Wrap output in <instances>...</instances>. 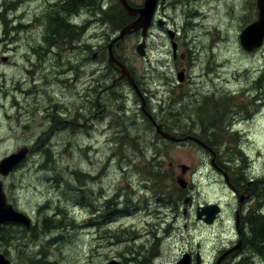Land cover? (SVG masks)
<instances>
[{
    "label": "rangeland",
    "instance_id": "374dc122",
    "mask_svg": "<svg viewBox=\"0 0 264 264\" xmlns=\"http://www.w3.org/2000/svg\"><path fill=\"white\" fill-rule=\"evenodd\" d=\"M64 1L0 0V161L21 149L27 148L30 152L8 177L0 175V181L10 203L32 221L28 230L22 225H4H16L13 227L16 230L4 233L5 240L0 239V245L7 244L3 249L8 251L13 264H173L184 252L199 254L201 264H216L225 250L240 244L236 243L238 236L233 224L240 200L211 167V154L192 141H165L156 134L149 116L177 139L188 137L189 131L197 138L205 137L222 167L236 180L244 178L246 187L253 192L249 202L243 204V212L259 210V200L254 196L258 183L254 180L264 176V46L248 53L240 44V34L248 23L256 20L257 12H249L253 19L246 18L247 0H166L164 16L173 19L170 24L180 38L177 58L173 59L170 51L161 46L157 28L155 37L147 39L150 51L145 59L136 52L138 37L125 38L118 55L132 64L136 80L147 90L144 92L147 102L134 96L123 83L113 89V94H108L106 102L104 95L107 108L102 112L84 106L89 79L96 80L100 74L95 69L97 63H92V67L84 65L83 42L88 39L93 46L104 44L101 33L105 30L112 33L121 10L115 6L108 14L100 7L106 3L114 5L118 0H92L98 1L99 7L81 8L77 15L68 12V23L80 31L78 36L69 31L74 36L70 42L75 49L68 55L72 64L68 68L63 63L67 56L58 59L50 54L52 45L46 42L47 36L52 37L48 16L58 13L56 8L63 6ZM103 1L107 2L103 5ZM196 11L203 14L199 27L188 21L190 16L195 17ZM39 17H42V26L35 20ZM101 17H105L100 21L101 26L91 21ZM82 27L88 31L86 35ZM192 37L197 40L199 52L190 68L189 54L194 49L188 40ZM29 50L44 54L40 58L44 75L50 74L53 66L55 75L50 82H43V90L31 91L34 96L26 97L19 92H29L28 85L41 77V72L35 74L34 80L30 72L25 74L29 66L24 56ZM183 52L186 54L183 65L189 64V74L179 82L177 69L181 67ZM208 65L213 70L209 67L208 71ZM205 70L212 72L210 80L208 73L201 77L200 73ZM25 77L26 80L29 77L28 85L22 81ZM104 79L101 77L99 82ZM240 90L248 91L230 96L228 104L232 107L220 108L224 116L222 127L213 132L222 138L219 144L213 143V137L205 136L209 133L205 126L189 128L191 120L198 116L194 111L196 101L200 107L205 98L212 100L211 116L215 107L227 103L226 100L217 102L218 97L226 92L229 93L225 95L237 94ZM16 93L20 94L18 98L14 96ZM7 96L11 99L6 100ZM11 100L27 107L43 105L42 126L39 127L40 119L29 118L26 125L31 127L26 133L19 126L16 131L10 130ZM175 100H180V104L173 106ZM54 112L62 120L55 115L50 121V114ZM86 112L92 114L89 125H85L89 121ZM74 117L76 124L72 129L68 122ZM239 119L234 131L241 133L232 139L233 133L228 127ZM57 122L67 127L63 130L61 124L56 128ZM184 169L190 172L183 175ZM183 176L191 184L190 215H184L183 200L188 195L177 184ZM208 203L219 204L223 213L214 225L204 227L196 220L195 212L198 206ZM96 210L111 213L107 226L113 231H103L100 236L95 228H88L90 214ZM53 214V223L58 228L52 227L49 220L44 231L45 218ZM92 220L104 222L105 218L96 215ZM60 236L55 244L50 243ZM159 252L160 256L154 259ZM240 254L223 264H242ZM246 255H250L248 251Z\"/></svg>",
    "mask_w": 264,
    "mask_h": 264
},
{
    "label": "flooded vegetation",
    "instance_id": "af4514ba",
    "mask_svg": "<svg viewBox=\"0 0 264 264\" xmlns=\"http://www.w3.org/2000/svg\"><path fill=\"white\" fill-rule=\"evenodd\" d=\"M144 1L145 0H139V1H136L135 3L132 2L131 0H128L129 4H131V6H133L134 8H142L143 5H144ZM156 2V5H155V11H154V15H153V19H152V22H151V26L147 32V35L144 37L143 36V31L142 29L136 31V32H133L127 36H125L123 39L121 40H116L117 37L119 36L121 30L132 24L134 21H136L139 17V15H136V16H130L126 10L123 8L122 4L120 5L119 1H117V3H115L114 5L113 4H110L109 6L107 5V3L104 5V7H100L101 11H103L104 13H108L110 14V11L114 10L115 6H119L120 10H121V15L124 16L125 18V23L121 26V28H119L117 25V27L115 26L114 27V30H112V33L109 34L108 30H105L103 31L101 34V38L100 39H103L104 41V44L101 45V46H93L91 44V41H89L88 39L84 40V48H85V63L84 65L88 66V67H92V63H97V67L95 69H97L99 71V78L98 79H92L90 78L89 79V86H88V91L86 93V102H84V106L85 109L86 108H91V111H94V108H97V109H101L102 112H104L107 108V104L104 103L103 101V98H104V95H105V102L108 100V97L109 95L108 94H113L114 90L113 89H117V86L120 85V84H123V83H126L129 87H130V92H132L134 94V96H139L140 98H142L141 100H143L145 103L147 102V99H146V94L144 92H147V90L145 89H142L141 86L139 85V82L136 80L135 76H134V72L132 71L131 69V63H128L127 61H124L123 59H121L118 55V50L121 46V44L123 43V41L125 40V38H129V37H133V36H137L138 37V45L145 42L146 46H145V53L146 55L144 57H141L143 59H145L148 54H147V51H150V44H149V41H147V39L149 37H155V29L157 28L160 32L159 34L157 35L158 37H160L161 39V46L164 48V50H167L170 51V53L172 54V58L173 59H176L177 56H178V52H180V38H179V34L177 33L176 29L170 24V21L173 22V19L171 20H168L165 16H164V10L167 8L166 6V0H155ZM68 3H70V7H72L73 5V0H69ZM103 3H105V1H103ZM59 5V4H58ZM61 5V4H60ZM160 12H162V14H160ZM257 12V18H258V11L256 10ZM125 14V15H124ZM196 14L197 16L195 15V17L192 15L191 17H189V20L188 21H191V24L192 26H195L196 24L199 26H202V22H199L201 19V16L203 14H201L199 11H196ZM104 17H101V18H93L91 21L94 23V25H98V26H101L102 24H100V21L103 20ZM194 18V20H192ZM196 18V19H195ZM256 18V20H257ZM35 20H38L40 23H41V26H42V17L40 18H36ZM255 20V21H256ZM199 22V23H198ZM254 22V21H253ZM252 22V23H253ZM251 24V23H250ZM249 23L246 25V27L248 25H250ZM70 25L69 23H67V25H63L62 28H63V31L64 33H66V27ZM58 27V25H57ZM69 29V28H68ZM82 29V33L84 35H86L88 33L87 30H85L83 27L81 28ZM69 33V32H67ZM67 33L64 35L63 37V40H59L58 37L57 39L55 38L54 40H52L50 42V45H52V49H56V50H51V52H49L50 54H54L58 59L59 57L60 58H65V56H67V59L65 60L64 59V62L65 65L67 66V68L70 66V61H71V58L70 56H68L72 51H74V45L73 43H71L69 41V38L71 39V41H73L74 39V36L70 34L67 35ZM154 34V35H153ZM43 35V33H42ZM171 35L174 36V38L172 39L171 38ZM45 34L43 35V38H44ZM112 36V37H111ZM66 37V38H65ZM68 42H67V40ZM99 39V38H97ZM96 39V40H97ZM109 41V44L108 45H105V42L106 41ZM166 41V43H165ZM196 38L192 37L190 40H188V45L194 49V51H190V54H189V58H192L190 59V68L193 66V62L197 59L195 58V55L197 56L198 55V52H199V48H197L196 46ZM47 42V40H46ZM56 42V43H55ZM58 44V45H57ZM57 45V46H56ZM137 45V46H138ZM174 45L176 46V48L174 49ZM61 46V47H60ZM264 46V45H263ZM58 47V48H57ZM63 48V49H62ZM61 49V50H60ZM91 49V51H90ZM137 49V47H136ZM176 50V51H174ZM204 51V50H203ZM197 52V53H196ZM206 52V50H205ZM57 53V54H56ZM60 53V54H59ZM111 53L113 54L114 56V60L110 61V55ZM89 54V55H88ZM92 54V55H91ZM30 55V56H28ZM44 54H40L39 53H36L35 51H27L26 52V56H24V58L26 59V64L29 66V67H26L25 69V74H27L28 72L31 73V76H32V79L31 80H34L36 78L35 74L39 72H41V77L39 78V81L36 82H32L31 84L28 85L27 81L29 79V77H27V80H26V77L24 80V82L27 83V85L29 86L30 88V91L29 92H19L21 95L20 96H26V97H31V96H34L33 93L31 91H34V90H43V82H50L53 78H54V71H53V68L55 66H53L52 68V71L50 72V74H46L44 75L43 74V64L40 60L41 57H43ZM194 55V56H193ZM89 56V57H88ZM88 57V58H87ZM181 57H182V61H181V67L179 69H177V72L178 74H184V76L187 74H189V64L187 67H185L183 65V61H185V57H186V54L183 52L181 54ZM198 58V57H197ZM195 59V60H194ZM63 61V60H62ZM123 64L125 65V67L127 68L130 76L134 79L135 81V85L138 89H136L135 87H133L130 82H129V78L128 76H125V77H122V73H121V70H120V66L119 64ZM212 65V64H210ZM209 67L213 70V67L212 66H209L208 65V71H209ZM70 69H73V66L70 67ZM86 74H88L89 76L92 75V73L90 71H86L85 72ZM205 73L207 74V70H205L203 73L201 72V77L205 75ZM106 75V76H105ZM211 75H212V72L211 73H208L207 76H208V80H210L211 78ZM101 77H105L104 81L103 82H99V79ZM188 77L190 78V75H188ZM186 79V78H185ZM17 81H20L21 80H17ZM22 83V82H21ZM16 84V83H15ZM97 85V87H94L92 89V86L93 85ZM105 86V87H104ZM248 90H240L237 92V94H235L234 92H231L230 94L228 95H225L229 92H226L225 94H223L222 96L218 97L217 100H226L227 103L221 105L218 107L219 109V112H220V119L216 122H214L207 130V132H218L221 130V127H222V121L224 120V116L222 111H221V107H226L227 105H229L228 107H232V104H228V102H230V96H238V94H240L242 92V94L246 93ZM92 94H95L94 97ZM214 93H212L213 95ZM16 95V96H15ZM14 96L15 97H18V93H16ZM214 96L216 97V95L214 94ZM259 96V95H257ZM129 97V96H127ZM7 99L6 100H9L11 98H9V96L6 97ZM197 99V98H196ZM92 100L94 102H92ZM212 104H213V101L211 100ZM194 103V101H193ZM196 105V107H199V103L198 101H196V103H194ZM94 106V107H92ZM32 108V109H31ZM12 109L13 111H10L12 113H9L8 114V120H9V123L11 124L10 125V130H13V131H16L18 126L20 127V129L22 130V133H26L31 125H26V123L30 122L29 118H38L41 120V124L39 127L42 126L43 124V118H44V110H43V105H36V107H27V106H24V105H20L17 101H12ZM15 111V112H14ZM50 121H52L53 118H51L53 115H54V118H55V112L54 113H51L50 114ZM88 115V120L87 123L85 125H89L90 121H91V116L92 114L90 113H87ZM27 116V117H26ZM57 119L58 120H62L61 116L59 113H57ZM152 116H149V120L152 121V124L154 127H156V124L155 123V120L153 119V117L151 118ZM75 118V117H74ZM75 119L72 120V121H69V126L72 128L75 126ZM240 122V119L239 120H236L235 122H232V124L230 123L229 127H228V130L231 132V133H234V134H237L238 135V132L241 133L240 130H235L234 129L236 128V125L237 123L239 124ZM58 125L56 128L60 127L61 124L63 125L62 122H57ZM61 123V124H60ZM13 124L15 126H13ZM60 125V126H59ZM80 125V124H78ZM66 124L65 126L63 125L62 128H66ZM210 130V131H209ZM55 133L57 132V130L55 129L54 131ZM189 136L191 134H188ZM188 136V137H189ZM188 137L182 139L183 141H180V142H174V143H184V141H188ZM204 147L200 145V147L202 149H204L205 152H207L210 156V163H211V167L217 171L220 176L223 177L224 179V182L226 183V185L232 190V193H233V196L234 197H237L238 200H240L239 202V205L235 211V215H234V219H233V224H234V230L238 236V241L236 243H239L240 241H242L243 239V235L246 233V227H245V223H244V219H245V216H246V212H243V206L249 202V200L251 199L252 197V192L250 191V189H248L245 184V179L242 178L240 180H236L235 178H233L231 176V174H229V171H227V168L225 167H222V165L218 162L217 160V155H215L213 149L208 145L206 144V142H204ZM30 154V152H29ZM190 172V170H189ZM188 171L186 172V170H182V173L183 175H186L189 173ZM184 177V176H183ZM264 177V176H263ZM262 177V178H263ZM261 179V178H260ZM259 180V179H257ZM256 180H254L255 182ZM253 182V181H252ZM190 182H188V185L185 187L184 191H186V195L189 196V191H190ZM186 197L184 198L183 200V204H184V215H187L188 214V209H190V206L189 204L192 202V200H188V202L186 203ZM243 199H247L245 203L241 202V200L243 201ZM148 203V202H147ZM244 204V205H243ZM206 205V204H205ZM203 206V205H202ZM202 206H198V208H196V211L197 209L201 208ZM149 208V207H148ZM223 211H221V215H222ZM108 213L104 212V213H101L99 212V210H96V211H93L91 212L90 214V222L88 224V228H95V230L97 231V234L98 235H103L104 232H106L107 229H111L109 228L107 225L109 223L108 221ZM130 214V213H129ZM196 214V212H195ZM96 215L100 216V218H105V221L102 222V221H96V220H92V217H95ZM190 215V211H189V214ZM221 215L218 217V219L221 217ZM217 219V220H218ZM111 222V221H110ZM200 222L201 224L205 226H212V225H207L203 222V220L201 221H198ZM148 223V222H147ZM104 231V232H103ZM158 234V233H157ZM233 248V246L231 247ZM229 248V249H231ZM227 249V250H229ZM225 250V252L227 251ZM246 251H248L244 246H243V243H242V246H241V250L238 251V252H235V253H232L230 256L226 257L225 259H222L221 261V264H223L226 260L230 259V258H233L237 255H239L241 252L242 253V256H243V262L244 264H261L262 262L256 258L255 256H252L249 251L248 253L250 255H246ZM186 253H189L191 254L192 256V263L190 264H197V261H195V258L197 257V254L194 255L192 252H184L183 254L181 255H184ZM223 255V254H222ZM246 255V256H245ZM160 256V252L154 257V259H157L158 257ZM181 257V256H180ZM179 257V258H180ZM178 258V259H179ZM252 258V259H251ZM177 259V260H178ZM249 259V260H248ZM255 259V260H254ZM176 260V261H177ZM259 261V262H258ZM200 262V261H199ZM248 262V263H247ZM261 262V263H260ZM201 264V262H200Z\"/></svg>",
    "mask_w": 264,
    "mask_h": 264
},
{
    "label": "water",
    "instance_id": "95a60500",
    "mask_svg": "<svg viewBox=\"0 0 264 264\" xmlns=\"http://www.w3.org/2000/svg\"><path fill=\"white\" fill-rule=\"evenodd\" d=\"M122 4L123 8L126 10V12L130 16H136L139 15L138 19L134 21L132 24L124 27L119 36L116 40H121L125 36L136 32L140 29L143 31V36L145 37L147 35V30L151 25L152 18L155 11V0H145L144 5L142 8H134L129 4L128 0H119ZM257 9H258V18L256 21L248 25L240 34V44L243 47V49L247 52H253L254 50L261 48L264 45V0H257ZM171 38L173 39L174 36L171 35ZM145 42L139 44L137 46V54L141 57H144L146 55L145 53ZM176 46L174 45V49ZM176 51V50H174ZM113 55H111L112 61ZM114 60V59H113ZM121 68L122 77L128 76L130 84L138 89L135 85L134 79L130 76L128 70L123 64L118 63ZM184 74H178V80L179 82L184 81ZM158 132L163 137H165L168 140H171L173 142L179 141L173 136H170L169 134L163 132L160 130V127H158ZM196 143H198L201 146H205L203 142H201L199 139L192 138ZM28 154V149H21L19 152L12 154L9 157L4 158L2 161H0V174L7 176L10 172L14 170V168L19 165L24 159L26 158ZM178 184L181 188H185L187 185V182L183 179L178 180ZM188 199H186V203L188 202ZM221 213V207L217 204H208L204 207H202L198 213L197 218L202 219L207 224H212L217 216ZM5 223H16V224H22L25 225L26 228H30L31 222L30 220L20 212H17L13 205H11L6 198L4 189L2 185L0 184V227ZM241 247V244L231 249L227 254H230L232 252H235L237 249ZM222 258L217 262V264L221 263ZM200 257L198 256L197 262L199 263ZM0 264H12L11 260H9L3 253L0 252ZM176 264H190V256L186 255Z\"/></svg>",
    "mask_w": 264,
    "mask_h": 264
},
{
    "label": "trees",
    "instance_id": "16d2710c",
    "mask_svg": "<svg viewBox=\"0 0 264 264\" xmlns=\"http://www.w3.org/2000/svg\"><path fill=\"white\" fill-rule=\"evenodd\" d=\"M80 1L79 0H77V1L73 0L74 7H70V3H68V0H66V1L63 2L64 3L63 6L60 5L59 8H56V9H59L58 13L52 12L51 18H50V15L48 16V18H50V22H49L50 25L48 23V26L50 28H52V29L49 30V32H51V35H52L53 38L52 37L49 38V40H47V44L48 43L50 44L51 39L54 40L55 36H57L58 39L62 40L63 36L69 31H71V33H74L75 36L79 35V32L76 30L77 27H73L72 25H68L66 27V30H67L66 33H64V31H63L62 26L63 25H67V23H68V19H67L68 12H73V15H77V12L81 8H84V6H86L88 8L89 7L94 8L95 6H97L99 4L98 1L94 2L92 0H90V1L89 0H84L83 2L81 1L82 3ZM256 1L257 0H247V9H248V11L245 14H247L246 18L248 20H249L250 16L252 17L251 19H253L252 13L249 14V12H253V11L256 12L255 11ZM91 3H92V5H89ZM78 4H80V6ZM93 5H94V7H93ZM65 14H66V16H65ZM62 17L65 18V19H62ZM124 23H125V18H124V16L120 15V19L118 20V23L116 25L119 28H121V26ZM57 25H58V27H57ZM48 26H47V29H48ZM83 28L86 29L85 27H83ZM256 97H258V96H256ZM256 97H254L253 99L257 100ZM177 100L173 101V103H174L173 106H175L176 103L180 104V100L179 101H177ZM220 101L221 100H217V102H220ZM203 103L204 104H202V106H200L199 108L196 107L194 109V111L198 112V116H197V118L195 120L192 119L191 122L189 123V126H190L189 128L190 129H194V127H196L197 125H203L206 128H209L214 122H216V121H218L220 119V112H219L218 107H215V111L214 112H213V110L211 111V116H210V109L212 108L213 104H212V102H211V100L209 98H205ZM221 114H223V113H221ZM177 119H178V115H177ZM168 130H169V128H168ZM187 134H192V132L189 131V132H187ZM205 136L207 138H212L213 137L212 141H213L214 144H219L222 141V138L218 134H215L213 132L206 133ZM231 136H232V139L238 137V135L234 134V133L231 134ZM194 137H197V136H194ZM199 138H201V140L206 142V144H208L211 147V145L207 141H205L206 140L205 137H199ZM157 147L159 148V146H157ZM158 148H156V150L159 153ZM239 149H241V148H239ZM256 181L258 183V189L254 193V196L258 198V200H259L258 202H259V205L261 206V209H259L257 211H253L252 210L248 214H246L245 219H244V223H245V227H246V233L243 235L242 243H243V246L249 251V253L252 256H255V257L257 256L258 259L261 260L262 263H264V207H263L264 206V177L259 179V180H256ZM109 212H112V211H109ZM107 215H108V219H110L111 213H108ZM52 218L55 219V214H53V216H51V218H45L44 231L47 230V227H48L47 224H48L49 220L51 221V224H53L52 227L53 226L57 227V224L53 223V219ZM14 226H16V225H13V227ZM13 227L12 226L11 227H4L3 226L1 228V230H0V239L1 240L3 239L2 242L5 240L4 233L6 235L7 231L16 230ZM22 231H25V230H22ZM60 238H61V236L58 237L57 239L51 240L50 243L55 244L56 242H54V241H56V240H58ZM5 246H7V244L6 243H2L0 245V251H2L3 254L6 257H8L9 256L8 251L3 249ZM241 262H243V260ZM242 264H244V262Z\"/></svg>",
    "mask_w": 264,
    "mask_h": 264
},
{
    "label": "bare ground",
    "instance_id": "6f19581e",
    "mask_svg": "<svg viewBox=\"0 0 264 264\" xmlns=\"http://www.w3.org/2000/svg\"><path fill=\"white\" fill-rule=\"evenodd\" d=\"M77 1V0H76ZM80 1V0H79ZM82 2L84 1V0H81ZM80 1V2H81ZM90 1V0H89ZM101 1V0H100ZM81 2V3H82ZM105 2H107V1H105ZM19 3V2H18ZM18 3H16L15 2V4H17L18 5ZM22 3V2H21ZM90 3V2H89ZM93 3V2H92ZM92 3L91 4H89V5H92ZM14 4V3H13ZM77 4V3H76ZM75 4V5H76ZM16 5V6H17ZM21 5V4H20ZM79 6H80V4H78ZM86 5V4H85ZM88 5V4H87ZM103 5H104V3H103ZM121 5V4H120ZM14 6V5H13ZM82 6V5H81ZM98 6V5H97ZM7 7V6H6ZM84 7H86V6H84ZM93 7H94V5H93ZM102 7H104V6H102ZM177 7V6H176ZM11 8H13V7H11ZM10 8V9H11ZM77 10V9H76ZM189 13V12H188ZM4 15V14H3ZM11 15V14H10ZM125 15V14H124ZM190 16V15H189ZM196 16H197V14H196ZM82 17V16H81ZM91 17V16H90ZM191 17V16H190ZM19 18V17H18ZM51 18V17H50ZM118 18H119V16H118ZM46 19H48V18H46ZM153 19V18H152ZM196 19V18H195ZM24 20H25V18H24ZM189 20V19H188ZM200 20V19H199ZM50 21H48L47 22V24L49 23ZM72 22V21H71ZM81 23V22H80ZM90 23V22H89ZM189 23V22H188ZM47 24H46V26H47ZM22 25V24H21ZM49 25H50V23H49ZM53 26V25H52ZM151 26V25H150ZM11 27V26H10ZM16 27V26H15ZM47 27H45V29H46ZM50 28V27H49ZM150 28V27H149ZM149 28H148V30H149ZM14 29V28H13ZM50 29H52V28H50ZM47 30V29H46ZM45 30V31H46ZM148 30H147V32H148ZM7 31V30H6ZM48 31V30H47ZM78 32H80L79 31V29H78ZM50 34H51V32H50ZM69 33H67V35H68ZM72 34H70V36H71ZM48 37V39L47 40H49V36H47ZM51 37V36H50ZM62 37V36H61ZM64 37V36H63ZM112 37V36H111ZM53 38V37H52ZM55 38L57 39V37L55 36ZM60 38V37H59ZM66 38V37H65ZM74 39V38H73ZM58 40V39H57ZM59 40H61V39H59ZM63 40V39H62ZM67 40V39H66ZM51 41H52V39H51ZM69 41H71V39L69 38ZM67 42H68V40H67ZM56 43V42H55ZM97 43V42H96ZM49 44V43H48ZM108 44V43H107ZM58 45V44H57ZM56 45V46H57ZM51 46V45H50ZM47 47V46H46ZM61 47V46H60ZM58 48V47H57ZM263 48V47H262ZM262 48H260V49H262ZM63 49V48H62ZM75 49V48H74ZM195 49V48H194ZM53 50V49H52ZM55 50V49H54ZM61 50V49H60ZM90 51H91V49H90ZM197 53V52H196ZM57 54V53H56ZM60 54V53H59ZM39 55H40V53H39ZM89 55V54H88ZM92 55V54H91ZM111 55H113L112 53H111ZM111 55H110V60H111ZM194 56V55H193ZM58 57V56H57ZM89 57V56H88ZM87 57V58H88ZM43 58V57H42ZM52 58V57H51ZM197 58V57H196ZM55 59V58H54ZM113 59H115L114 58V56L112 57V60ZM190 59H192V58H190ZM59 61V60H58ZM191 63V62H190ZM196 63V62H195ZM72 65V64H71ZM125 66V65H124ZM218 67H221V66H218ZM127 69V68H126ZM120 70H121V68H120ZM69 73V72H68ZM106 76V75H105ZM6 86V85H5ZM7 86H9V84H7ZM6 86V87H7ZM24 86V85H23ZM22 87V86H21ZM105 87V86H104ZM9 88V87H8ZM7 89V88H6ZM23 91V90H22ZM11 94V93H10ZM20 95V94H19ZM12 96H13V94H12ZM16 96V95H15ZM18 98V97H17ZM14 99H15V97H14ZM147 99V98H146ZM10 100V99H9ZM18 100V99H17ZM21 100V99H20ZM11 101H14V100H11ZM16 102V101H15ZM118 103V102H117ZM116 103V104H117ZM126 104V103H125ZM195 105V104H194ZM125 106V105H124ZM122 109V108H121ZM86 110H84V112H85ZM119 111H121V110H119ZM87 113V112H86ZM56 114V113H55ZM83 114V113H82ZM81 115V114H80ZM85 115V114H84ZM87 115V114H86ZM51 116V115H50ZM57 117V116H56ZM80 117V116H79ZM94 117V116H93ZM96 117V116H95ZM51 118H53L54 119V115L51 117ZM76 118V117H75ZM74 118V119H75ZM86 118V117H85ZM97 118V117H96ZM152 118V117H151ZM52 119V120H53ZM59 119V118H58ZM94 119V118H93ZM76 120V119H75ZM80 121V120H79ZM81 122V121H80ZM98 122V121H97ZM96 122V123H97ZM106 122V121H105ZM104 122V123H105ZM152 122V121H151ZM156 123V122H155ZM50 124V123H49ZM61 124V123H60ZM80 124H82V123H80ZM99 124V123H98ZM154 124V123H153ZM63 125H64V123H63ZM105 125V124H104ZM182 125V124H181ZM60 126V125H59ZM65 126V125H64ZM102 126V125H101ZM187 126V125H186ZM95 127V126H94ZM102 127H104V126H102ZM158 127H160V130L161 131H163V132H165L164 131V129H163V126L162 125H160V124H156V134L159 136V137H161L162 139H164L165 141H168V142H172L171 140H168V139H166L165 137H163L161 134H159V132H158ZM74 127H72V129H73ZM101 128V127H100ZM63 129V128H62ZM98 129V128H97ZM149 129V128H148ZM188 129V128H187ZM64 130V129H63ZM69 132V131H68ZM66 133V132H65ZM166 133V132H165ZM69 134V133H68ZM99 134H101V133H99ZM167 134H169V133H167ZM170 136H172L171 134H169ZM123 136V135H122ZM122 140H124V138L122 139ZM154 146V145H153ZM48 149V148H47ZM51 162V161H50ZM241 167V166H240ZM250 167V166H249ZM51 168V167H50ZM91 169V168H90ZM9 175V174H8ZM8 175L7 176H5V177H8ZM2 177H4V175H2ZM161 183V182H160ZM159 183V184H160ZM0 184L2 185V187H3V189H4V184H3V182H1L0 181ZM59 184V183H58ZM157 184V183H156ZM163 185V184H162ZM161 185V186H162ZM156 187V186H155ZM158 187V186H157ZM163 188V187H162ZM157 189V188H156ZM149 190H150V188H149ZM94 191V190H93ZM87 192V191H86ZM105 192V191H104ZM154 192V191H153ZM157 193V192H156ZM108 194V193H107ZM153 194V193H152ZM87 195V194H86ZM262 196V195H261ZM162 197V196H161ZM107 198V197H106ZM112 199V198H111ZM93 200V199H92ZM154 200V199H153ZM156 205V204H155ZM159 205H160V203H159ZM172 207V206H171ZM264 207V206H263ZM13 208H14V206H13ZM164 208V207H163ZM15 209V208H14ZM261 209V208H260ZM16 210V209H15ZM17 211V210H16ZM61 211V210H60ZM17 212H19V211H17ZM20 213H22V212H20ZM60 213V212H59ZM257 214V213H256ZM252 215V214H251ZM61 218V217H60ZM59 223V222H58ZM61 224V223H60ZM65 224V223H64ZM58 228V227H57ZM44 232V231H43ZM160 232V231H159ZM54 235V234H53ZM58 236V235H57ZM52 237V236H51ZM159 243V242H158ZM144 256V255H143ZM256 258H258L257 256H256ZM252 259V258H251ZM249 260V259H248ZM255 260V259H254ZM259 262V261H258ZM248 263V262H247ZM261 263V262H260ZM197 264H200V262L198 263L197 262ZM255 264V263H254ZM256 264H257V262H256ZM262 264H264V263H262Z\"/></svg>",
    "mask_w": 264,
    "mask_h": 264
}]
</instances>
